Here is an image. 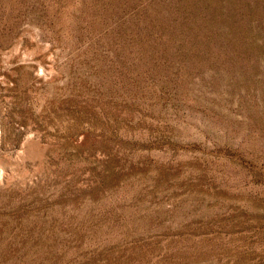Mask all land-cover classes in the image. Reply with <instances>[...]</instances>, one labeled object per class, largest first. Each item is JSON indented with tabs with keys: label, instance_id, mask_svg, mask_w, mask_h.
I'll return each mask as SVG.
<instances>
[{
	"label": "rangeland",
	"instance_id": "374dc122",
	"mask_svg": "<svg viewBox=\"0 0 264 264\" xmlns=\"http://www.w3.org/2000/svg\"><path fill=\"white\" fill-rule=\"evenodd\" d=\"M0 264H264V0H0Z\"/></svg>",
	"mask_w": 264,
	"mask_h": 264
}]
</instances>
